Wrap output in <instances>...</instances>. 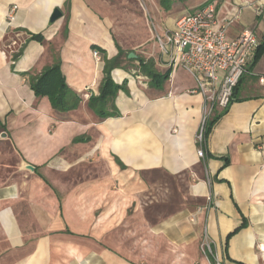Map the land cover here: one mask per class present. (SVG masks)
<instances>
[{"label": "crops", "instance_id": "1", "mask_svg": "<svg viewBox=\"0 0 264 264\" xmlns=\"http://www.w3.org/2000/svg\"><path fill=\"white\" fill-rule=\"evenodd\" d=\"M161 2L0 0V135L16 144L7 154L0 137V264H264V49L199 158L204 97L190 93L194 79L176 69L157 88L139 73L140 60L162 63L147 17L163 19ZM177 2L178 17L156 33L212 3L220 25L234 20L228 40L252 30L264 48V0H172L171 9ZM55 9L63 16L50 25ZM119 54L112 78L127 86L119 117L102 120L89 100L104 57ZM55 66L80 98L75 110L31 89Z\"/></svg>", "mask_w": 264, "mask_h": 264}, {"label": "built area", "instance_id": "2", "mask_svg": "<svg viewBox=\"0 0 264 264\" xmlns=\"http://www.w3.org/2000/svg\"><path fill=\"white\" fill-rule=\"evenodd\" d=\"M14 6L9 20H14ZM234 20L219 24L214 4H206L192 13L182 16L174 29L164 35L156 33L155 41L162 63L174 71L181 69L190 75L196 88L190 93L204 97L202 118L197 132V155H206V127L216 111L226 110L234 99V90L240 80L249 73V63L259 48L255 33L246 30L233 41L226 33ZM94 56L99 57L95 52ZM264 84V77L260 79ZM206 255L212 253L209 244H203ZM264 252V246L260 247Z\"/></svg>", "mask_w": 264, "mask_h": 264}, {"label": "trees", "instance_id": "3", "mask_svg": "<svg viewBox=\"0 0 264 264\" xmlns=\"http://www.w3.org/2000/svg\"><path fill=\"white\" fill-rule=\"evenodd\" d=\"M171 1L172 0H162L161 3L164 8L170 9ZM32 40L42 42L43 38L41 35H34L32 36ZM263 49V47L258 48L255 60L259 58ZM20 56L21 54L15 55L13 57V62H16ZM123 56V54H119L113 59H108L106 56L104 57V79L100 86L99 95H92L89 100L90 109L94 111L102 120L119 117L118 108L116 106V98L119 91L126 88L127 82H124L122 86L117 85L112 78V73L116 69H123V67H121V59ZM125 58L129 62H134V60L129 59L126 55ZM139 69L142 75L149 78L152 85L156 86L157 88H159V85H163V83H165L170 78L171 71H168L164 75L160 73L156 68V61L154 59L140 60ZM241 81L242 79L240 80L239 84ZM238 86L234 90V99L231 104L235 101L241 100L237 94ZM31 89L34 91L37 97H47L52 107L60 112L75 110L80 105L79 96L67 86L59 66L44 70L40 75L32 78ZM229 107L222 113L216 111L208 121L205 134L206 142L218 117L225 113ZM82 140L84 139H76L74 142L79 143L82 142ZM118 162L122 167H124L119 160Z\"/></svg>", "mask_w": 264, "mask_h": 264}, {"label": "rangeland", "instance_id": "4", "mask_svg": "<svg viewBox=\"0 0 264 264\" xmlns=\"http://www.w3.org/2000/svg\"><path fill=\"white\" fill-rule=\"evenodd\" d=\"M144 2H146V0H143ZM200 6V5H199ZM181 8V4L179 2H177L174 7L171 9H167V8H164V15H163V19H161L160 21L156 20V19H153L152 17L149 18V16L147 15L148 19H149V22H150V29H151V32H152V37L155 39V35H156V31H155V27H159V26H163L166 24V22H168L169 20H172L176 17H178V12ZM165 22V23H164ZM141 27V26H140ZM137 29V25L135 27V30ZM140 30V29H139ZM160 32V35H164V32L162 30H159ZM142 33V30L140 31V34ZM153 39V41H154ZM151 42V41H150ZM148 47L151 48V50H154V52L158 51L156 48L157 46H155V42H151V45L148 44ZM157 67H158V70L160 73H162L163 75L167 73V68L165 67V65L161 62H158L157 64ZM181 71V70H180ZM141 73V72H139ZM138 72L135 73V76L138 77L139 75ZM182 77L184 79H187V83H193V79L191 78L190 75H188L186 72L184 71H181L180 72ZM142 74V73H141ZM146 77V76H145ZM144 88L143 85H139L137 86V89L139 90L138 92H141L142 89ZM1 139L3 140V149L7 152V154H9V151L11 150L12 147H14L16 144L14 143L15 139L13 137H4L3 134L0 135ZM21 138V137H20ZM26 140V137L24 138ZM32 139L33 138H30L28 137V140H26V142L28 141L29 143L32 142ZM35 139V137H34ZM36 139H39V142L41 144H44L45 142H49V143H52L53 144V141L52 140H46V137H36ZM197 140V138H196ZM27 142V143H28ZM26 143V144H27ZM9 156V155H8ZM8 161H10V159L8 158ZM202 252H203V249L201 248ZM204 253V252H203Z\"/></svg>", "mask_w": 264, "mask_h": 264}, {"label": "water", "instance_id": "5", "mask_svg": "<svg viewBox=\"0 0 264 264\" xmlns=\"http://www.w3.org/2000/svg\"><path fill=\"white\" fill-rule=\"evenodd\" d=\"M63 14L59 9H55L51 18H50V25H53L54 23H56L60 18H62ZM136 55L135 54H130L129 55V59H135ZM4 137H6V134H3ZM29 170H34V167L32 166H28Z\"/></svg>", "mask_w": 264, "mask_h": 264}]
</instances>
